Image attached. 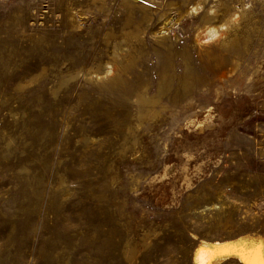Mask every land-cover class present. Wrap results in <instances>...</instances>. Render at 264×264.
<instances>
[{"label": "rangeland", "instance_id": "1", "mask_svg": "<svg viewBox=\"0 0 264 264\" xmlns=\"http://www.w3.org/2000/svg\"><path fill=\"white\" fill-rule=\"evenodd\" d=\"M244 234L264 0H0V264H197Z\"/></svg>", "mask_w": 264, "mask_h": 264}, {"label": "bare ground", "instance_id": "2", "mask_svg": "<svg viewBox=\"0 0 264 264\" xmlns=\"http://www.w3.org/2000/svg\"><path fill=\"white\" fill-rule=\"evenodd\" d=\"M201 34V40L210 41L218 35V30L214 26H208ZM230 258L241 264H264V241L249 234L222 242L202 240L195 251L197 264H220Z\"/></svg>", "mask_w": 264, "mask_h": 264}]
</instances>
